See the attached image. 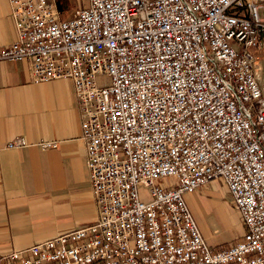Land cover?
Segmentation results:
<instances>
[{"label": "built area", "instance_id": "obj_1", "mask_svg": "<svg viewBox=\"0 0 264 264\" xmlns=\"http://www.w3.org/2000/svg\"><path fill=\"white\" fill-rule=\"evenodd\" d=\"M7 2L0 62L71 82L96 220L0 264H264V0ZM214 179L244 228L220 248L184 199Z\"/></svg>", "mask_w": 264, "mask_h": 264}, {"label": "crops", "instance_id": "obj_2", "mask_svg": "<svg viewBox=\"0 0 264 264\" xmlns=\"http://www.w3.org/2000/svg\"><path fill=\"white\" fill-rule=\"evenodd\" d=\"M10 11L7 0H0V47L16 39ZM31 81L27 61L0 62V254L22 250L96 220L71 82ZM15 136L30 145L6 150L4 145ZM43 140L55 142L56 148L39 150L35 144ZM223 190L227 194L224 186L212 181L184 197L212 248L226 247L244 232L231 201L223 206L213 196ZM227 211L233 214L230 226L234 235L228 243L213 233L215 217L222 220Z\"/></svg>", "mask_w": 264, "mask_h": 264}, {"label": "rangeland", "instance_id": "obj_3", "mask_svg": "<svg viewBox=\"0 0 264 264\" xmlns=\"http://www.w3.org/2000/svg\"><path fill=\"white\" fill-rule=\"evenodd\" d=\"M57 1V0H55ZM60 3H64L63 5L65 6V15L62 16L64 19H66L67 17L70 18L72 13L74 12V10L80 8L81 6L83 7L84 4H85V0H59ZM74 97V96H73ZM75 102V100H74ZM76 105V103H75ZM78 107H76L77 109ZM78 112V110H77ZM78 116H79V113H78ZM80 119V117H79ZM214 181H216L219 185H222L223 184L221 183V181L219 180H216L214 179ZM209 183L206 184L204 187H201V188H205V187H208ZM201 188L199 190H197L195 193L199 192L201 190ZM225 188V186H224ZM222 191V190H221ZM213 196L218 200L217 202L218 203H222L223 206H226L227 204L230 205V199L228 197V194H225L224 193V190L223 192H218V191H215V193L213 194ZM225 215L223 217L222 220H220L218 218V216H213L212 219H214L215 217V220H214V230H213V233L215 235L218 234V238L219 240H223L224 242L228 243L227 241H231L233 240V229L231 228L230 226V217H232L233 214H231L230 211H227V212H223ZM223 224L227 227H229V229H225ZM200 232V231H199ZM201 234V233H200ZM226 240V241H225ZM234 242V241H233Z\"/></svg>", "mask_w": 264, "mask_h": 264}, {"label": "trees", "instance_id": "obj_4", "mask_svg": "<svg viewBox=\"0 0 264 264\" xmlns=\"http://www.w3.org/2000/svg\"><path fill=\"white\" fill-rule=\"evenodd\" d=\"M63 4H64V3H60L59 0L56 1V6H57L58 11H59V14H60L59 18H60L61 20L64 19L62 16L65 15V9H66L65 6H64Z\"/></svg>", "mask_w": 264, "mask_h": 264}]
</instances>
